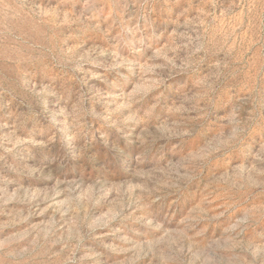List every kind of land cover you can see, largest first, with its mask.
<instances>
[{"label": "rangeland", "instance_id": "1", "mask_svg": "<svg viewBox=\"0 0 264 264\" xmlns=\"http://www.w3.org/2000/svg\"><path fill=\"white\" fill-rule=\"evenodd\" d=\"M0 264H264V0H0Z\"/></svg>", "mask_w": 264, "mask_h": 264}]
</instances>
